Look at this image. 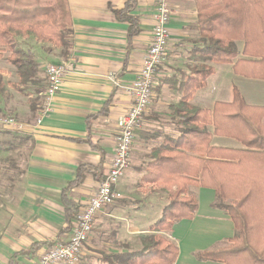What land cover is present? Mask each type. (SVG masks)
Wrapping results in <instances>:
<instances>
[{"label": "crops", "instance_id": "1", "mask_svg": "<svg viewBox=\"0 0 264 264\" xmlns=\"http://www.w3.org/2000/svg\"><path fill=\"white\" fill-rule=\"evenodd\" d=\"M196 1L170 0V51L198 38ZM127 3L128 0H68L73 30L68 60L56 46L39 43L31 35L20 38L22 46L40 63V78L45 83L49 64L73 63V70L54 99L53 111L40 125L36 124L40 96L37 99L32 89L27 91L32 95L25 96L13 87L19 78L8 61L10 54L0 55V75L7 78L5 82L12 81L0 97V113L12 114L29 126L26 132L13 134L15 142L6 144L7 151L23 147L25 154L22 165L12 163L13 169L20 171L19 187L8 205L0 206V264H38L48 249L68 241L71 232H65L68 223L64 194L80 209L84 208L110 170L119 119L133 102L127 88L143 68L155 26L157 0H129L132 8L127 14L135 18L139 30L129 39V22L117 16ZM177 55L175 52L172 58L176 60ZM213 66L215 73L193 97V105L212 109L218 102L231 103L236 87L249 105L264 107V80L238 75L232 64ZM9 72H13L12 80L8 79ZM159 77H165V73L159 72ZM162 99L170 101L169 108L178 103L180 96L165 86L154 100L155 111L146 116L137 130L130 166L117 186L122 199L99 213L80 264H103V254L139 250L140 237L150 233L168 203L165 190L140 184L145 175L141 170L150 162L152 150L165 134H178L171 111L157 112L158 106H163ZM158 117L167 119L158 121ZM211 145L244 148L234 139L219 136L212 137ZM81 167L97 172H88L79 185L65 193ZM188 196L198 200L195 216L180 221L167 234L179 251L174 264H224L200 260L198 256L230 246L236 234L234 222L224 210L214 206L213 189L190 185Z\"/></svg>", "mask_w": 264, "mask_h": 264}, {"label": "trees", "instance_id": "2", "mask_svg": "<svg viewBox=\"0 0 264 264\" xmlns=\"http://www.w3.org/2000/svg\"><path fill=\"white\" fill-rule=\"evenodd\" d=\"M196 6L199 37L186 41L191 47L189 64L179 72L180 77L161 78L155 88L160 94V88L167 85L180 96L177 104L169 106L178 134H165L141 170L145 173L141 187L151 184L165 190L168 204L150 233L140 237V250L103 254V264H174L178 247L156 235L170 232L180 221L195 216L198 200L188 196L190 185L213 189L214 206L224 210L236 227L230 246L198 258L224 264H264V107L249 105L236 87L231 103L218 102L205 109L191 102L215 73L213 65L232 64L236 74L264 80V0H197ZM131 8L128 0L126 8L117 12L119 20L130 24L129 39L139 31L135 18L127 14ZM71 27L68 0H0V55L10 54L8 61L19 78L15 89L25 96L32 95L27 92L32 89L39 99L47 86V79L45 83L40 78V63L22 46L20 38L31 35L39 43L56 46L68 60ZM238 42L244 43L242 50ZM7 85L0 75V97ZM41 103L42 98L39 110ZM8 133L19 134L0 130V135ZM213 136L234 139L244 148L213 147ZM90 171L97 172L79 168L65 193ZM64 201L68 233L74 228L80 206L65 194Z\"/></svg>", "mask_w": 264, "mask_h": 264}, {"label": "built area", "instance_id": "3", "mask_svg": "<svg viewBox=\"0 0 264 264\" xmlns=\"http://www.w3.org/2000/svg\"><path fill=\"white\" fill-rule=\"evenodd\" d=\"M172 15L170 0H157L151 45L146 53L143 68L133 84L127 88L133 102L127 114L119 119L115 154L110 170L99 182L95 195L84 208L80 209L70 239L48 249L41 256L38 264H80L85 244L93 233L99 213L105 207L122 199L117 186L130 166L136 132L150 109L160 69L167 62L170 54ZM72 70L71 61H61L46 67L47 86L41 95L42 103L37 125L42 124L43 119L53 111L54 99L61 92L64 79ZM28 128L27 124L16 117L0 114V130L23 133Z\"/></svg>", "mask_w": 264, "mask_h": 264}, {"label": "rangeland", "instance_id": "4", "mask_svg": "<svg viewBox=\"0 0 264 264\" xmlns=\"http://www.w3.org/2000/svg\"><path fill=\"white\" fill-rule=\"evenodd\" d=\"M243 46H244V43L243 42H238V47H239L240 50L243 49ZM177 47H179V49L175 50V48H173L170 51V54H169V57H168L167 62L160 69V72H164L165 73V77L166 76L167 77L168 76H173V75H177V76L180 77V73L179 72L185 71L186 70V65L189 64L188 58H189V52L191 50L190 45L189 44H186L184 42L183 44H181V45H179ZM186 48H188V50ZM175 52L178 53V55H177L178 57H177L176 60L172 58L173 55L175 54ZM177 64L179 65V67L177 66ZM207 64L208 65H212L210 63H207ZM194 65L195 64L192 63V66H194ZM8 77H10L8 79L12 80V78L14 77L13 72H9ZM161 78H164V77H159L158 78L157 86L159 85V83H160L159 80ZM4 79L7 80V78H4ZM6 82L7 83L8 82H11L12 83V81H6ZM166 87H168V86L166 85ZM160 90H161V88H160ZM160 94H161V92H160ZM160 94H159V91L158 90L157 91L156 90L154 91V97L152 99L151 108L148 111V113H147L146 116H150L151 115V112L155 111V109H153L152 106L154 105V100ZM40 98H42V96H40ZM160 102H161V104L163 106H161V107L158 106L157 112L158 111L168 112L170 109L168 108L167 105H168V103L170 101H168V100H165L164 101L162 99ZM146 116L144 117V119L146 118ZM144 119H143V121H145ZM157 119H158V121H160L159 119L165 120L167 118H160V117H158ZM160 123L161 124H164V122H162V121ZM155 126L157 127V125H155ZM141 127H142V125H141ZM9 132H12V131H9ZM0 140H1L2 143H4V144H1V146H0V148L3 150V151L0 150V206L6 207L8 205V203H9L8 201L14 196L16 190L18 189V187H19L18 185H19V182H20V179H21V177H20V171L18 169H15L14 170L13 167H12V163H14V161H15V164H20L21 163V159L24 157L23 154H25V148L21 147L19 150H16V151H14L13 149H10V151H7V148L8 147H6V143L5 142H15V140H16V138L14 137V135L13 134H10V133L0 135ZM136 142H137V139L135 141L134 146L136 145ZM16 143H19V141L16 142ZM134 146H133V148H135ZM131 153H133V149H132V152ZM130 159H131V157H130ZM21 165H22V163H21ZM162 212L163 211L161 210L160 217L162 216ZM168 233L169 232H163V233L158 234L156 236H160L164 240L170 241L167 238V234ZM140 249L141 248H139V250Z\"/></svg>", "mask_w": 264, "mask_h": 264}]
</instances>
